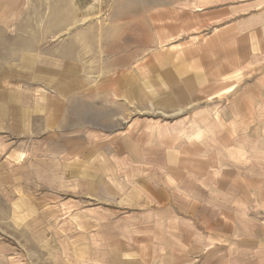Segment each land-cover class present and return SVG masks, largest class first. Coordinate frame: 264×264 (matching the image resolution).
Segmentation results:
<instances>
[{"label": "crops", "instance_id": "obj_1", "mask_svg": "<svg viewBox=\"0 0 264 264\" xmlns=\"http://www.w3.org/2000/svg\"><path fill=\"white\" fill-rule=\"evenodd\" d=\"M26 6L0 0V29ZM244 12L235 18L234 44L244 68L259 72L237 95L232 86L209 85L203 62L176 63L163 75L180 112L171 119L133 112L125 119L120 80L93 77L87 63L47 65L27 50L14 62L4 58L0 187L11 209L0 223L33 237L22 216L32 207L29 191L66 182L69 195L94 203L67 206L60 231L70 261L264 264V0H251ZM147 70L151 82L159 69L149 63ZM221 97L229 104L217 110L212 101Z\"/></svg>", "mask_w": 264, "mask_h": 264}, {"label": "rangeland", "instance_id": "obj_2", "mask_svg": "<svg viewBox=\"0 0 264 264\" xmlns=\"http://www.w3.org/2000/svg\"><path fill=\"white\" fill-rule=\"evenodd\" d=\"M250 1L27 0L21 19L0 29V49L6 52H0V68L4 58L11 56L14 62L18 52L25 50L38 51L47 65L59 59L63 64L76 60L82 67L87 63L86 72L93 77L106 74L120 80L123 93L118 96L124 103L125 119L132 112L171 119L180 112H173L177 103L172 101L173 95L167 94L171 89L165 91L163 75L176 63L203 62L204 68H210L205 70L209 85L220 84L218 92L232 86L230 92L237 95L246 88L245 81L259 72L252 64L244 68L238 44H234L238 32L235 18H242ZM8 47L11 54L7 53ZM253 60L258 63L260 55ZM149 63L159 69L151 82L147 78ZM228 64L233 66L229 71ZM15 65L12 63V67ZM133 76L135 83H131ZM132 85L137 87V96ZM148 92L152 94L149 101ZM212 103L217 110L229 104L224 97ZM59 184L40 182L29 191L33 196L28 204L32 207L22 216L27 218L28 230L36 231L33 237L23 238L14 227L9 230L0 223V264H83L69 260V246L62 237L60 223L68 205L80 210L94 203L83 195H69L66 182ZM3 188L0 219L11 209L5 197L9 193Z\"/></svg>", "mask_w": 264, "mask_h": 264}]
</instances>
